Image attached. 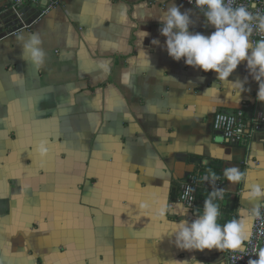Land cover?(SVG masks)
<instances>
[{"label":"crops","instance_id":"obj_1","mask_svg":"<svg viewBox=\"0 0 264 264\" xmlns=\"http://www.w3.org/2000/svg\"><path fill=\"white\" fill-rule=\"evenodd\" d=\"M12 4L0 0V264H225L218 250L178 249L172 225L203 214L205 189L194 211L178 194L205 168L225 182L221 225L264 206L243 198L264 185V124L249 149L212 130L215 113L257 96L246 62L229 77L247 78L239 97L215 72L171 58L159 17L173 4L190 11V32L215 31L171 0ZM36 33L39 69L21 57ZM232 167L246 181L230 183Z\"/></svg>","mask_w":264,"mask_h":264},{"label":"clouds","instance_id":"obj_2","mask_svg":"<svg viewBox=\"0 0 264 264\" xmlns=\"http://www.w3.org/2000/svg\"><path fill=\"white\" fill-rule=\"evenodd\" d=\"M215 28L210 36L190 32L194 24L190 11L182 13L180 7L173 4L167 9L159 22L162 25L161 35L166 37L167 52L171 58L179 62L184 60L186 65L201 69L205 73L215 72L218 80L231 84L237 89V95L244 91L243 82H231L229 77L238 69L241 63L246 62L247 69L252 78L259 84L257 99L264 102V14L253 12L256 5L237 4V0H189ZM259 35V40H253V35ZM147 32H141L142 39L147 37ZM19 39L23 40V37ZM158 45V40H153ZM43 41L36 33L27 38L22 47V59L29 60L37 69L41 68L46 59V52L42 47ZM38 151L41 156H46L48 149L45 142H41ZM225 177L232 184L246 181L244 173L238 168L225 169ZM204 181L211 183L213 190L204 202L203 214L193 221L183 219L172 225L174 243L180 250L201 251H240L250 239L246 226L249 221L261 219V208L257 204L244 219H233L224 225L218 221L221 217L220 206L216 202L223 199L224 189L216 188L218 177L215 173L203 177ZM245 200H264V185H252L243 194ZM160 217L166 218V208L159 212ZM249 264H264V250L259 252V259L250 260Z\"/></svg>","mask_w":264,"mask_h":264},{"label":"built area","instance_id":"obj_3","mask_svg":"<svg viewBox=\"0 0 264 264\" xmlns=\"http://www.w3.org/2000/svg\"><path fill=\"white\" fill-rule=\"evenodd\" d=\"M67 0H13V7L23 5L41 6L45 4L46 10H53L62 6ZM187 5L200 15H204L196 8L194 3L189 0H171ZM255 4L256 8H250V11L264 14V0H237V4L251 5ZM261 37L254 34L252 39L259 40ZM264 124V113L260 107V101L257 96L247 104L234 112L215 113L212 120V130L215 134L220 135L226 142L239 145L245 149L249 146L254 136L261 130ZM216 188L224 189L223 199L216 202L220 206L221 217L226 199L225 182L221 176H217ZM205 189L207 199L213 190L211 183L204 181L200 172L190 175L186 180L179 184L178 202L187 210L196 209L198 198L201 190ZM261 219L251 221L250 239L243 245V250L221 251L224 256L225 264H249L250 260L259 259V252L264 250V206H261ZM220 217V219H221ZM219 219V220H220Z\"/></svg>","mask_w":264,"mask_h":264},{"label":"trees","instance_id":"obj_4","mask_svg":"<svg viewBox=\"0 0 264 264\" xmlns=\"http://www.w3.org/2000/svg\"><path fill=\"white\" fill-rule=\"evenodd\" d=\"M210 172H212V171H210V170L207 169V168L203 169L202 172L200 171L201 175H205V176H206V175H209ZM212 173H213V172H212ZM223 210H224V208H223Z\"/></svg>","mask_w":264,"mask_h":264}]
</instances>
